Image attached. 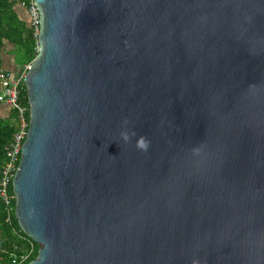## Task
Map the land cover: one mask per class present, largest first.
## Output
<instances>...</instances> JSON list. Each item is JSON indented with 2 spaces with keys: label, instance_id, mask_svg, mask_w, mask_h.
<instances>
[{
  "label": "water",
  "instance_id": "95a60500",
  "mask_svg": "<svg viewBox=\"0 0 264 264\" xmlns=\"http://www.w3.org/2000/svg\"><path fill=\"white\" fill-rule=\"evenodd\" d=\"M35 3L28 264H264V0Z\"/></svg>",
  "mask_w": 264,
  "mask_h": 264
},
{
  "label": "trees",
  "instance_id": "16d2710c",
  "mask_svg": "<svg viewBox=\"0 0 264 264\" xmlns=\"http://www.w3.org/2000/svg\"><path fill=\"white\" fill-rule=\"evenodd\" d=\"M29 0H0V69L4 65V49L6 41L14 44L15 61L18 70H8L17 73L24 64L30 63L38 53L36 37L29 23L27 7L22 5ZM23 97H26L25 84L22 88ZM17 120L15 109L7 103L0 102V176L6 162V146L11 141L16 131ZM14 192V190H13ZM14 208L9 212L0 198V264H19L21 254L27 250L28 243L20 235L28 236L20 227ZM34 252L21 264H28L38 256L39 243L35 241Z\"/></svg>",
  "mask_w": 264,
  "mask_h": 264
},
{
  "label": "built area",
  "instance_id": "2783aa9c",
  "mask_svg": "<svg viewBox=\"0 0 264 264\" xmlns=\"http://www.w3.org/2000/svg\"><path fill=\"white\" fill-rule=\"evenodd\" d=\"M29 15V23L36 37L37 50L39 51L40 43L38 36L41 32V19L39 8L35 0H29L26 5ZM31 67V62L24 64L21 70L14 73L7 68L0 69V102L10 104L16 113L17 127L14 135L6 146L7 159L4 163L0 176V198L6 209L11 212L14 208L15 193L13 192V179L17 172L24 142L30 127V104L28 97H23L22 88L25 84L24 79ZM28 243V248L20 257L19 264L27 259L35 250V241L26 235H20ZM40 245V244H39ZM1 248V246H0Z\"/></svg>",
  "mask_w": 264,
  "mask_h": 264
},
{
  "label": "crops",
  "instance_id": "0c3cea01",
  "mask_svg": "<svg viewBox=\"0 0 264 264\" xmlns=\"http://www.w3.org/2000/svg\"><path fill=\"white\" fill-rule=\"evenodd\" d=\"M14 44L10 41H6L5 43V49L3 53L4 57V65L6 68L12 69V70H18L19 65L15 61V53H14Z\"/></svg>",
  "mask_w": 264,
  "mask_h": 264
},
{
  "label": "clouds",
  "instance_id": "9594fccd",
  "mask_svg": "<svg viewBox=\"0 0 264 264\" xmlns=\"http://www.w3.org/2000/svg\"><path fill=\"white\" fill-rule=\"evenodd\" d=\"M132 135H135V133L133 132ZM121 136L123 137L124 140H129V135L128 133L125 131V132H122L121 133ZM137 147L140 148L141 150H144L146 151L147 148H148V144L146 143V141L143 139V138H140L137 142Z\"/></svg>",
  "mask_w": 264,
  "mask_h": 264
}]
</instances>
